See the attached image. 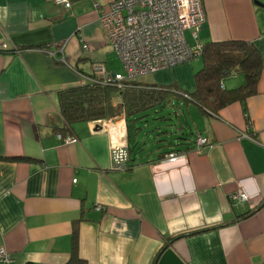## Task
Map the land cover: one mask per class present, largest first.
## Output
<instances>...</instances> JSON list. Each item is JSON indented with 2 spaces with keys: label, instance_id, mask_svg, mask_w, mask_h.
<instances>
[{
  "label": "crops",
  "instance_id": "crops-1",
  "mask_svg": "<svg viewBox=\"0 0 264 264\" xmlns=\"http://www.w3.org/2000/svg\"><path fill=\"white\" fill-rule=\"evenodd\" d=\"M68 1L0 0V248L15 264H67L76 226L85 264H264V0H201L198 42L252 44L261 61L256 92L215 111L172 96L168 103L198 108L194 131L154 149L140 147L141 120L124 112L64 128L58 91L85 81L93 66L125 74L99 20L110 0ZM184 35L195 43L190 30ZM200 65L137 80L188 94ZM226 80L225 89L243 84L239 74ZM120 126L131 149L126 170L110 163L109 127ZM198 136L206 139L199 152ZM172 150L179 155L168 159ZM237 187L243 204L229 198Z\"/></svg>",
  "mask_w": 264,
  "mask_h": 264
},
{
  "label": "built area",
  "instance_id": "built-area-1",
  "mask_svg": "<svg viewBox=\"0 0 264 264\" xmlns=\"http://www.w3.org/2000/svg\"><path fill=\"white\" fill-rule=\"evenodd\" d=\"M55 3L70 6L68 0H55ZM96 6L98 7L97 4ZM98 10L107 40L125 70V74H110L104 73L98 66H93L92 76L104 83L137 79L197 59L202 53L203 44L197 40L198 32L206 20L201 0H110L105 8ZM185 30L191 31L195 41L193 45L187 43ZM63 46L64 43L57 46L52 55L55 57L57 53H62ZM82 47L87 49L85 44ZM105 127L108 128L107 125ZM109 129L111 168L126 170L129 149L124 140L125 127ZM57 136L64 142L76 141L73 134L63 136L59 133ZM195 142V150L202 151L206 139L198 136ZM178 155L171 152L166 157L173 159ZM229 198L236 204L247 201L239 187L229 194ZM0 264H15L10 253L3 248H0Z\"/></svg>",
  "mask_w": 264,
  "mask_h": 264
},
{
  "label": "trees",
  "instance_id": "trees-1",
  "mask_svg": "<svg viewBox=\"0 0 264 264\" xmlns=\"http://www.w3.org/2000/svg\"><path fill=\"white\" fill-rule=\"evenodd\" d=\"M15 50L19 49L8 51ZM199 58L201 65L194 74L195 89L188 94L179 91L175 85L151 86L137 79L104 83L92 75L85 77V81L79 85L58 91L59 110L65 122L64 128L72 132L70 126L77 121L111 119L121 112H124L129 122H134L147 111L168 103L172 96L183 101H193L207 107L209 111H215L232 102L243 101L256 92L261 61L252 44L239 40L208 42L203 44ZM234 74L242 76L243 84L232 89L222 88L224 78ZM176 138V142L179 143L189 139L187 135H183V131H180ZM176 142L168 141L174 146L178 144ZM194 143L196 144L195 141ZM128 149L127 169L130 168L129 146ZM171 152L179 154L176 150L168 153ZM77 239L75 226L72 230L71 255L67 264H85L77 255Z\"/></svg>",
  "mask_w": 264,
  "mask_h": 264
},
{
  "label": "rangeland",
  "instance_id": "rangeland-1",
  "mask_svg": "<svg viewBox=\"0 0 264 264\" xmlns=\"http://www.w3.org/2000/svg\"><path fill=\"white\" fill-rule=\"evenodd\" d=\"M119 71L122 72V68H119ZM227 77L229 76L224 78L225 84H227ZM197 110L195 105L185 106L182 101L174 100L147 111L139 118L142 125L138 137L141 141L140 147L145 146L146 149L164 148L166 142H176V136L180 131L190 138L194 131L192 119ZM136 152L137 149L134 153Z\"/></svg>",
  "mask_w": 264,
  "mask_h": 264
},
{
  "label": "water",
  "instance_id": "water-1",
  "mask_svg": "<svg viewBox=\"0 0 264 264\" xmlns=\"http://www.w3.org/2000/svg\"><path fill=\"white\" fill-rule=\"evenodd\" d=\"M257 4H261V3H259L258 1H255Z\"/></svg>",
  "mask_w": 264,
  "mask_h": 264
}]
</instances>
